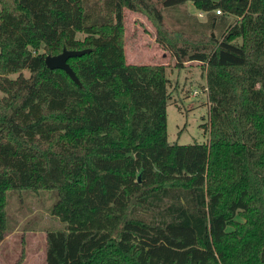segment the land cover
<instances>
[{
	"label": "trees",
	"instance_id": "1",
	"mask_svg": "<svg viewBox=\"0 0 264 264\" xmlns=\"http://www.w3.org/2000/svg\"><path fill=\"white\" fill-rule=\"evenodd\" d=\"M187 1L206 17L173 30L163 10ZM124 8L205 66V142L168 143L169 80L125 62ZM43 48H89L67 59L81 86ZM39 189L64 223L46 264H264V0H0V242L7 193Z\"/></svg>",
	"mask_w": 264,
	"mask_h": 264
},
{
	"label": "rangeland",
	"instance_id": "2",
	"mask_svg": "<svg viewBox=\"0 0 264 264\" xmlns=\"http://www.w3.org/2000/svg\"><path fill=\"white\" fill-rule=\"evenodd\" d=\"M199 11L191 1H187L178 7L164 9L163 16L173 30L194 32L192 29L198 28L204 20L197 17ZM226 16L231 25L240 20V16ZM205 32L215 35L209 30ZM83 37L81 32L76 34L78 39ZM235 41L241 43L242 39L238 37ZM122 42L127 64L162 65L165 68L170 94L166 107L168 143L205 142L208 139L210 107L205 66L188 61L182 68L177 67L170 49L157 41L156 23L143 11L123 9ZM39 52L48 55L44 48ZM16 75L10 76L14 78ZM23 75L28 76L29 72L23 70ZM56 199L57 193L52 189L7 193L9 230L0 242V264H46L47 231L64 229V223L51 212ZM139 214L150 219V212L139 210Z\"/></svg>",
	"mask_w": 264,
	"mask_h": 264
},
{
	"label": "water",
	"instance_id": "3",
	"mask_svg": "<svg viewBox=\"0 0 264 264\" xmlns=\"http://www.w3.org/2000/svg\"><path fill=\"white\" fill-rule=\"evenodd\" d=\"M90 51L89 48L85 49H66L55 55H46L44 58V62L46 66L50 69H62L65 73L71 78L73 82L77 85L81 86L79 79L77 78L75 72L67 63V59L70 57L82 56ZM141 171L137 176V182H140Z\"/></svg>",
	"mask_w": 264,
	"mask_h": 264
},
{
	"label": "crops",
	"instance_id": "4",
	"mask_svg": "<svg viewBox=\"0 0 264 264\" xmlns=\"http://www.w3.org/2000/svg\"><path fill=\"white\" fill-rule=\"evenodd\" d=\"M199 13H203V15H202V16H199ZM206 14H207L206 12L199 11L198 14H197V17H200V18H202V19H203V18L205 19Z\"/></svg>",
	"mask_w": 264,
	"mask_h": 264
},
{
	"label": "built area",
	"instance_id": "5",
	"mask_svg": "<svg viewBox=\"0 0 264 264\" xmlns=\"http://www.w3.org/2000/svg\"><path fill=\"white\" fill-rule=\"evenodd\" d=\"M215 13H216V14H221L220 9L215 10ZM202 15H203V13H199V16H202Z\"/></svg>",
	"mask_w": 264,
	"mask_h": 264
}]
</instances>
